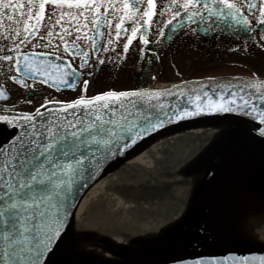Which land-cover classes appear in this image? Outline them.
I'll return each mask as SVG.
<instances>
[{
	"label": "snow or ice",
	"instance_id": "obj_1",
	"mask_svg": "<svg viewBox=\"0 0 264 264\" xmlns=\"http://www.w3.org/2000/svg\"><path fill=\"white\" fill-rule=\"evenodd\" d=\"M181 44L215 45L232 71L186 76L173 63L161 85L156 66ZM121 76L133 82L115 87ZM204 116L227 122L216 138L230 130L236 148L211 162L204 149L198 182L224 206L258 208L185 202L159 235L185 229L151 264H264L237 247L264 242V0H0V264L96 254L82 190L140 141Z\"/></svg>",
	"mask_w": 264,
	"mask_h": 264
},
{
	"label": "water",
	"instance_id": "obj_2",
	"mask_svg": "<svg viewBox=\"0 0 264 264\" xmlns=\"http://www.w3.org/2000/svg\"><path fill=\"white\" fill-rule=\"evenodd\" d=\"M221 128L228 129V123L208 116L173 123L110 161L82 190L76 209L77 218L81 212L86 214L89 250L96 254L72 258L79 264H151L185 229L187 221L159 235L164 231L161 226H168L165 221L173 223L187 201L197 209L207 206L218 213L255 211V203L222 205L213 188L198 182L202 160L197 156L204 149L205 159L211 162L222 161L236 148L230 130L216 138ZM254 163L258 166V158ZM237 247L245 254L249 247L264 254V244Z\"/></svg>",
	"mask_w": 264,
	"mask_h": 264
},
{
	"label": "flooded vegetation",
	"instance_id": "obj_3",
	"mask_svg": "<svg viewBox=\"0 0 264 264\" xmlns=\"http://www.w3.org/2000/svg\"><path fill=\"white\" fill-rule=\"evenodd\" d=\"M126 26L129 27V34H130V26L128 25ZM220 58L221 60L226 59L227 63L235 59V57L231 55L226 56L222 50L217 51L215 45L208 46L206 44L205 48L201 50L199 55L195 53H190L188 49L182 44L173 45L172 49L168 52L167 56L165 57L163 65L157 64L156 66V74L158 75V81L161 85H164L174 82L176 80V77L173 75L174 69L171 68V64L173 63H175L177 67L182 71V73L186 76H195L199 72L204 70L219 71L217 68L203 69L202 66L204 65V63H207L209 59L218 62ZM230 71L232 70L229 69L221 72H230ZM132 82L133 81L126 79L124 76H121L119 80H116L115 87L120 88ZM134 82L139 83V81H134ZM99 86L100 85L98 84L97 87Z\"/></svg>",
	"mask_w": 264,
	"mask_h": 264
},
{
	"label": "rangeland",
	"instance_id": "obj_4",
	"mask_svg": "<svg viewBox=\"0 0 264 264\" xmlns=\"http://www.w3.org/2000/svg\"><path fill=\"white\" fill-rule=\"evenodd\" d=\"M236 59V57H235ZM249 63H252L251 61ZM227 60L226 59H222L220 58V60L218 62H216L215 60L209 59L207 61V63H204V65L202 66L203 69H207V68H217L219 71H226L229 70V68L227 67ZM232 70V69H231ZM255 221L257 220L254 219ZM253 222V221H252Z\"/></svg>",
	"mask_w": 264,
	"mask_h": 264
},
{
	"label": "bare ground",
	"instance_id": "obj_5",
	"mask_svg": "<svg viewBox=\"0 0 264 264\" xmlns=\"http://www.w3.org/2000/svg\"><path fill=\"white\" fill-rule=\"evenodd\" d=\"M257 223V220L255 221H251L248 223V226H250L251 229H249L250 234L251 235H255L256 237H260L261 236V230L258 227H255V224ZM255 244H264V242H262L261 239H257L255 242Z\"/></svg>",
	"mask_w": 264,
	"mask_h": 264
}]
</instances>
